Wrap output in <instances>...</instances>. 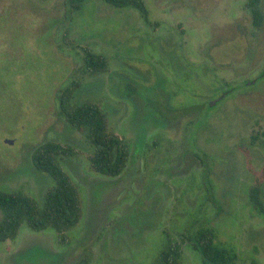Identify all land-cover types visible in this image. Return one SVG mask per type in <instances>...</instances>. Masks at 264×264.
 Instances as JSON below:
<instances>
[{
  "label": "rangeland",
  "instance_id": "obj_1",
  "mask_svg": "<svg viewBox=\"0 0 264 264\" xmlns=\"http://www.w3.org/2000/svg\"><path fill=\"white\" fill-rule=\"evenodd\" d=\"M245 1L145 0L152 26L104 0L72 12L66 0H0V188L43 203L55 181L32 155L52 140L75 150L60 162L82 201L66 243L24 225L0 242V264H158L170 238L182 243V264H203L183 239L201 224L240 264H264V212L250 196L260 184L264 203V24L253 25ZM84 47L108 58L106 71H83ZM73 79V104H100L129 143L120 176L92 170L90 141L60 113L58 94ZM204 103L173 121L157 112ZM196 152L209 163L219 216Z\"/></svg>",
  "mask_w": 264,
  "mask_h": 264
},
{
  "label": "trees",
  "instance_id": "obj_2",
  "mask_svg": "<svg viewBox=\"0 0 264 264\" xmlns=\"http://www.w3.org/2000/svg\"><path fill=\"white\" fill-rule=\"evenodd\" d=\"M86 1L66 0L68 11L81 10ZM104 1L118 10L125 8L138 10L145 22L153 26L150 10L145 0ZM263 1H245V8L250 12L253 25L256 28H260L264 24V13L261 6ZM83 61V71L88 74L104 72L109 66V60L105 55L98 54L89 47L83 48ZM129 86L132 94L138 95V88L132 83ZM79 87L80 82L73 79L61 89L58 94L60 113L71 128L83 131L90 141L93 151L88 158L92 170L108 177L120 176L130 161L129 143L110 130L108 115L100 104L96 102L73 104ZM228 92L231 91L228 90ZM208 103L188 104L177 109L165 105V107L157 108V112L165 120L167 119L166 121H173L203 112ZM189 122L191 125L193 124L192 119ZM74 153L75 150L70 145L52 140L40 144L33 151L32 160L35 168L48 174L55 181V184L48 188L43 203H39L24 192L6 191L0 188V211L2 212L0 242L16 239L24 225L35 232L52 229L57 232L62 243L67 242L68 232L78 226L82 220V201L78 186L63 168L60 158L72 156ZM195 154L203 163L207 199L217 207L216 214L219 216L222 209L215 196L214 184L209 177V163L207 158L202 156L205 154L201 155L198 152ZM260 195L261 187L260 184H257L250 190V196L254 207L264 212V203ZM183 239L189 241L200 254L203 264H240L236 250L230 246L219 244L216 231L211 227L201 224L198 227L187 229ZM182 253V243L170 238L159 255L158 264H182ZM81 264H87V259H82Z\"/></svg>",
  "mask_w": 264,
  "mask_h": 264
},
{
  "label": "water",
  "instance_id": "obj_3",
  "mask_svg": "<svg viewBox=\"0 0 264 264\" xmlns=\"http://www.w3.org/2000/svg\"><path fill=\"white\" fill-rule=\"evenodd\" d=\"M213 103H211L212 105H214L216 103V101H212ZM8 143L12 144L13 143V140H8L7 141Z\"/></svg>",
  "mask_w": 264,
  "mask_h": 264
}]
</instances>
